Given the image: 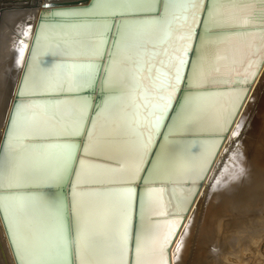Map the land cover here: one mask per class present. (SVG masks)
I'll return each mask as SVG.
<instances>
[{
    "label": "snow or ice",
    "instance_id": "6c2138e0",
    "mask_svg": "<svg viewBox=\"0 0 264 264\" xmlns=\"http://www.w3.org/2000/svg\"><path fill=\"white\" fill-rule=\"evenodd\" d=\"M241 10L247 11V16L240 17ZM87 15L91 22L73 25L57 47H63L72 57L92 59L58 64L43 82L48 86L46 92L77 98L13 108L0 147V213L12 233L17 264H147L149 250L158 254L157 264H167V250L180 223L174 221L163 230L157 222L133 231L137 197L130 185L139 178L140 164L168 118L181 84L188 82L185 70L190 69L192 84L201 87L211 79L205 70L210 48L212 59L219 61L227 57L221 47L225 42L238 40L245 47L253 43L257 48L264 46V0H95ZM198 27L205 28V36L199 40L200 57L191 64L188 56L190 52L195 54ZM113 31L109 48L108 34ZM174 36L178 46L169 47L168 41ZM105 57L107 63H100ZM260 64H264V58L258 61L257 70ZM256 75L253 72L251 78L223 81L235 85L236 99L218 124L221 142L242 106L247 85ZM98 80L109 91L98 118L117 102L129 103L131 111L118 119L116 135L109 142L135 146L139 164L134 168L115 157L105 165L93 160L103 149L104 138L96 135L95 121L86 128L87 100L78 94ZM53 82L55 86L51 87ZM200 100L189 97L185 101L180 119L170 132L190 131L198 123L203 111ZM68 104L76 111L66 122L59 110ZM144 127L148 128L147 135L140 131ZM241 127L232 132L233 138L240 135ZM85 131L89 140L81 152L74 138ZM215 155L209 153L207 166L201 170L205 175H199V180L206 178ZM153 191L148 190L141 215L167 216L163 203L157 207L153 201ZM186 191L184 200L191 205L198 192L191 188Z\"/></svg>",
    "mask_w": 264,
    "mask_h": 264
},
{
    "label": "bare ground",
    "instance_id": "6f19581e",
    "mask_svg": "<svg viewBox=\"0 0 264 264\" xmlns=\"http://www.w3.org/2000/svg\"><path fill=\"white\" fill-rule=\"evenodd\" d=\"M72 2L85 4L84 0H0V146L14 98L13 93L21 74L19 66L22 63L17 61L18 59L23 60L26 51L23 45L28 47L29 44L28 40L23 39L29 36L26 35L28 31L26 28L30 24H32L31 28L34 26L40 11L46 8L47 4L63 6ZM256 7L259 8V5ZM247 14L245 10L238 13L240 17L247 16ZM71 28L72 26L43 29L34 50L22 93L55 92H46L48 86L43 82L49 78L51 70L58 64L72 63L71 61H57L53 58V56H70L65 54L63 47H57V45L61 44L62 38ZM168 46H178L175 36L168 41ZM221 47L226 49L227 57L219 61L212 59L211 48L209 49L210 59L205 65V70L211 79L203 86L224 84L225 79L251 78V74L257 72L252 83L249 84V90L238 114L229 131L224 135L225 139L221 142L219 139L183 140L168 136L163 142L159 158L146 178L148 183L178 185L173 186L175 194L170 196L167 193V198L162 189L152 192V199L156 202V206L159 207L163 203L164 210L171 216L169 219L148 221L146 225V227H151L159 222L161 228L167 230L172 222L180 223L168 250L170 264H234L231 259H239L243 264H250L254 260L259 261L262 257L261 245L264 243V64H260L257 70V63L260 58H264V46L257 48L253 43L245 47L240 41L233 40L225 42ZM199 57L200 45L197 60ZM145 83L148 84V81L146 80ZM189 84L196 87L192 84L191 73ZM54 86L55 82L51 87ZM259 92L260 96L255 104V111H253L255 115L250 124L244 127L252 101ZM191 97L201 98L203 111L199 115V121L190 131L182 130L176 134L182 135L188 132L218 134V124L223 121L227 110L236 99L233 89ZM28 103L53 102L22 101L19 104ZM183 107L184 105L170 129H174L180 119ZM89 109L87 102V119ZM59 111L67 122L71 120L76 108L72 104L62 105ZM130 111L129 103L125 100L117 102L103 117L98 118V114L95 116L93 121L96 123V135L104 138L103 149L93 157L95 163L110 164L111 158L115 157L130 168L139 164V154L133 144L120 143L117 145L109 142L110 138L116 135L115 126L118 119L124 118ZM238 125H243L239 129L243 131L239 137L233 138L232 132L237 130ZM140 131L145 135L148 134L147 127ZM171 132L175 133V131ZM158 135L159 133L154 139L153 146ZM88 140L87 137L85 145L88 144ZM216 145H220L219 148ZM152 148L144 158V163L140 164L142 170L139 178ZM211 152H215L216 155L212 158L210 170L206 173V178L201 180L198 195L188 211L183 214L182 211L187 204L184 200V197L188 196L186 190L191 188L194 191V183L199 180L198 176L205 175L201 170L207 166L206 158ZM157 166H159L158 170ZM188 181L191 182L189 188L183 185ZM112 186L120 187L121 185ZM2 215L0 213V264H17L14 245L10 239L12 233L10 234V231L6 229ZM147 216L149 218L163 215L147 214ZM181 242L182 249L179 248ZM145 259L147 264H157L159 256L154 250H149Z\"/></svg>",
    "mask_w": 264,
    "mask_h": 264
},
{
    "label": "water",
    "instance_id": "95a60500",
    "mask_svg": "<svg viewBox=\"0 0 264 264\" xmlns=\"http://www.w3.org/2000/svg\"><path fill=\"white\" fill-rule=\"evenodd\" d=\"M94 3H95V0H87V3L85 4H82L80 2H72L69 5H63V6H55V4H47L46 8L40 11L39 16L34 26L32 28H31L32 24L27 26L26 29L27 30L31 29V34L29 36H25L23 39L28 40L29 44H28V47L26 48L25 55L22 60V65L19 66V69L21 70V74H20L18 84L16 86V90L13 93L14 98L11 104L8 121L6 124L5 132H4L0 147H3L4 145L5 134L9 130V118L12 115L13 108L14 106H17L20 102L22 101L55 102L59 100L77 98L73 94L57 93V92L39 93V94L37 93L24 94L22 93V90L24 87V83L26 81V77L28 74V70L30 67L32 57L34 55L36 44L38 42L40 34L43 32V29L73 26L79 23L91 22V20L88 18L87 10H90L91 7L94 5ZM208 6L209 5L207 3L204 5L205 8H207ZM82 9H84L85 11L82 12L81 11ZM72 13H76L78 15L73 16L71 15ZM115 19L118 22L120 18L117 17ZM203 19L205 23L206 17H204ZM109 23H112V19H109ZM196 35L199 39L197 40V42L193 44L195 54L193 55V53L190 52L188 56V59L191 64H194L197 60L198 53H199V45H200L199 40L204 38L205 28L204 27L196 28ZM112 38H114V31L108 34L107 47L109 48L112 46ZM53 58L54 60L57 59V61H67V62L71 61V62H82V63L87 62V60L92 59L91 57L85 58V57H72V56H69V57L68 56H53ZM100 63L106 64L107 57H105L103 61H100ZM190 73H191L190 69L185 70V76L188 82L181 84L180 90L177 93L176 99L168 113V118L164 121V125L162 126L161 131L159 132V135L155 142V145L153 146L150 152L149 158L146 161V164L144 165V169H143V172L141 173L140 178L137 181H135L132 185H130L134 189L136 197H137V203L135 204L134 214L132 218V228H133V231L135 232H139L142 227H146V225L148 224V221L154 222L157 220L169 219L171 216L168 214L167 216H164V215L163 216H153V217L148 218L147 214L144 216L141 215V211L144 206L145 199H146L149 189H153V190L162 189L166 196L165 198H167V193H169L170 196L171 194H175L173 186H178L177 184H172V183H148L146 181V178L149 172L152 170V167L154 166L157 158H159L160 156L164 140L167 139L168 136L174 137V138H180L183 140L219 139L218 134L211 133V132L210 133H190L188 132L187 134L179 135V134H176L178 132H175L172 134V132L169 131L174 119L180 113L182 106L184 105V102L189 97L193 95L204 94V93H209V92H214V91L225 92V91L235 88V85L233 84L205 85L202 87H193V86H190L189 84ZM100 75L101 76L103 75V70H101ZM247 88H249V84L247 85ZM78 95L86 98L90 106L89 115H88L87 124H86V128L90 129L95 116L99 113V110L103 107L105 100L109 97V91L108 89L103 87L100 81L98 80L94 84L93 87L86 89L85 91L79 93ZM87 137H88L87 131H85L79 136L74 138V142L80 147L81 152L83 151V147L86 144ZM200 183H201V180H198L197 182H195L194 191L198 192ZM190 184H191L190 181L183 183V185L186 186L187 188L191 186ZM40 191H50V190L49 189L36 190V192H40ZM190 206L191 205L186 204L185 208L189 209ZM186 212L187 211H184V210L182 211L183 214H185ZM2 217L5 220L4 215H2ZM4 222L6 225V229L8 230V222L6 220ZM9 233L11 234V232ZM168 250H167L166 260H167V264H170ZM73 264H75V262H73ZM129 264H131V262H129Z\"/></svg>",
    "mask_w": 264,
    "mask_h": 264
},
{
    "label": "rangeland",
    "instance_id": "374dc122",
    "mask_svg": "<svg viewBox=\"0 0 264 264\" xmlns=\"http://www.w3.org/2000/svg\"><path fill=\"white\" fill-rule=\"evenodd\" d=\"M259 96H260V92L254 97V99L252 101V106H251L250 111L247 115V118L244 122V127L250 124L251 119L255 115V112H253V111H255V108H256L255 104H256L257 100L259 99ZM256 119H258L257 116H256ZM257 127H258V125H257ZM242 131L243 130L241 129L240 134L242 133ZM225 229L226 228L223 226V230H225ZM261 252H262L261 259L259 261L254 260V261L250 262V264H264V243L261 245ZM231 261H233L234 264H243V262L239 259H231Z\"/></svg>",
    "mask_w": 264,
    "mask_h": 264
}]
</instances>
